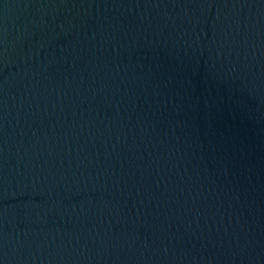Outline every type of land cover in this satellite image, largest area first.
Returning <instances> with one entry per match:
<instances>
[{
  "label": "water",
  "instance_id": "95a60500",
  "mask_svg": "<svg viewBox=\"0 0 264 264\" xmlns=\"http://www.w3.org/2000/svg\"><path fill=\"white\" fill-rule=\"evenodd\" d=\"M0 264H264V0H0Z\"/></svg>",
  "mask_w": 264,
  "mask_h": 264
}]
</instances>
